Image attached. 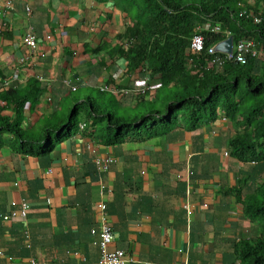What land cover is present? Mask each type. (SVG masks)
<instances>
[{"label":"crops","instance_id":"crops-1","mask_svg":"<svg viewBox=\"0 0 264 264\" xmlns=\"http://www.w3.org/2000/svg\"><path fill=\"white\" fill-rule=\"evenodd\" d=\"M6 1L0 0V117L16 116L3 93L31 94L36 80L42 92L27 102L23 120L38 142L0 129V264H99L91 233L101 225L98 202L107 205L115 233L111 249L124 250L127 264H240L239 244L255 238L259 225L246 217L244 203L264 183V163L231 154L239 128L223 110L195 130L180 125L115 145L103 138L108 129L92 128L84 115L73 134L53 132L90 88H127L131 93L118 99L129 105L140 82L152 100L155 82L151 71L129 74L125 58L110 56L130 23L114 1L11 0L10 8ZM29 30L38 38L34 52L23 43ZM48 137L54 147L43 152ZM95 158H111L109 170L100 174ZM23 202L27 218L4 222Z\"/></svg>","mask_w":264,"mask_h":264},{"label":"trees","instance_id":"trees-1","mask_svg":"<svg viewBox=\"0 0 264 264\" xmlns=\"http://www.w3.org/2000/svg\"><path fill=\"white\" fill-rule=\"evenodd\" d=\"M112 1L130 23L118 35L110 56L125 58L129 74L151 71L155 94L151 100L150 89L144 86L131 104L123 105L111 92L90 88L87 100L74 105L67 122L52 131L61 136L73 134L80 129L77 118L82 114L92 128L107 126L108 133L103 138L115 145L130 139L155 138L180 125L195 130L215 121L223 110L239 128L230 141L231 154L241 161L264 163V55L249 57L245 65L227 62L219 68L207 66V48L225 38L223 33L211 31L217 25L230 31L235 42L251 39L264 51V0ZM243 11L259 15L261 23L241 16ZM196 34L206 38L203 52L190 49ZM30 89L31 94L16 90L3 93L2 99L14 104L16 116L0 117V129L32 143L39 140L23 128L24 109L28 101L38 99L42 88L36 80ZM49 137L43 152H51L54 147ZM257 190L262 198L250 197L244 211L251 222L259 221L258 232L255 238L239 244L240 264H264V183Z\"/></svg>","mask_w":264,"mask_h":264},{"label":"built area","instance_id":"built-area-1","mask_svg":"<svg viewBox=\"0 0 264 264\" xmlns=\"http://www.w3.org/2000/svg\"><path fill=\"white\" fill-rule=\"evenodd\" d=\"M5 6L10 8L11 0L5 2ZM241 16L251 17L255 23L259 24L262 21V18L255 14L254 12L247 13L243 11ZM209 29L210 26H207ZM211 31L215 34H224L225 38L218 42L217 44L211 45L207 48V66L209 68H219L223 67L227 62H234L237 64L245 65L248 63L249 57H260L262 58L264 55V51L258 48L257 43L251 39H242L240 41L233 42L232 52H222L217 50V46L224 41H226L230 36H233L230 31H223L221 26L217 25L211 29ZM23 43L26 48L31 50L32 52L38 49V38L37 35L29 30L23 37ZM191 51L195 52H203L206 49V38L202 34H196L191 41L190 46ZM39 80H42V77H38ZM4 85L8 86V82H5ZM145 86V82H140L137 86V89L133 91V94H137L142 88ZM152 88V87H151ZM73 91L77 90L76 86L72 87ZM105 91L111 92L115 97L121 98L122 96H126L131 93L127 88H119L113 87L110 88L109 85H105ZM111 158H95L93 162H95L98 172L100 174L105 173L109 170L110 165L112 163ZM97 208L102 213L100 217V227L99 229L93 228L91 233L97 237L96 243L98 244L101 250V257L99 264H127L131 261V258L128 257L127 253L124 250L120 249H111L112 244L115 241V233L113 228L108 223V218L106 214L107 205L103 202L97 203ZM189 208V207H187ZM19 211L13 209L9 214H6L3 217L4 222H9L14 219H23L25 220L28 216L30 206L23 202L19 206ZM11 264V263H7ZM32 264H37L35 260H32Z\"/></svg>","mask_w":264,"mask_h":264},{"label":"water","instance_id":"water-1","mask_svg":"<svg viewBox=\"0 0 264 264\" xmlns=\"http://www.w3.org/2000/svg\"><path fill=\"white\" fill-rule=\"evenodd\" d=\"M234 37L230 36L226 41L217 46V50L222 52H232Z\"/></svg>","mask_w":264,"mask_h":264},{"label":"rangeland","instance_id":"rangeland-1","mask_svg":"<svg viewBox=\"0 0 264 264\" xmlns=\"http://www.w3.org/2000/svg\"><path fill=\"white\" fill-rule=\"evenodd\" d=\"M135 92H137V91H135ZM133 93H134V92H132V94H133ZM80 115H82V114H80ZM77 121H78V123L81 122V118H77ZM99 128H100V130L102 131V126H99ZM106 129H107V126H106ZM55 140H56V141L58 140L57 136H55ZM261 195H262L261 191H260V190H257V191L255 192V199L260 200V199L262 198Z\"/></svg>","mask_w":264,"mask_h":264}]
</instances>
